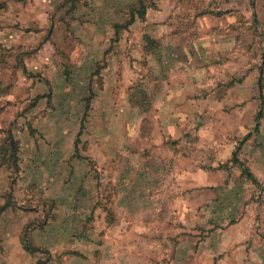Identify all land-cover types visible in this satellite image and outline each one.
I'll return each instance as SVG.
<instances>
[{
  "label": "rangeland",
  "instance_id": "1",
  "mask_svg": "<svg viewBox=\"0 0 264 264\" xmlns=\"http://www.w3.org/2000/svg\"><path fill=\"white\" fill-rule=\"evenodd\" d=\"M0 264H264V0H0Z\"/></svg>",
  "mask_w": 264,
  "mask_h": 264
},
{
  "label": "trees",
  "instance_id": "2",
  "mask_svg": "<svg viewBox=\"0 0 264 264\" xmlns=\"http://www.w3.org/2000/svg\"><path fill=\"white\" fill-rule=\"evenodd\" d=\"M244 173L247 175L248 178L252 179V175L248 170L244 169Z\"/></svg>",
  "mask_w": 264,
  "mask_h": 264
}]
</instances>
